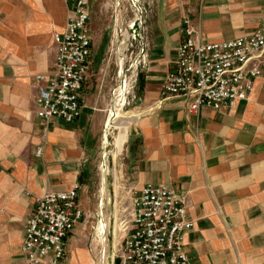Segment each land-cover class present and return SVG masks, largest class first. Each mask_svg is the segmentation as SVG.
<instances>
[{"label": "crops", "instance_id": "crops-1", "mask_svg": "<svg viewBox=\"0 0 264 264\" xmlns=\"http://www.w3.org/2000/svg\"><path fill=\"white\" fill-rule=\"evenodd\" d=\"M187 9L207 42L233 40L264 23V0L152 2L136 87L139 111L127 134L135 156L130 185L138 192L163 184L187 195L189 264H264V80L227 110L188 114L182 98L159 102ZM67 15L64 0H0V264H26L22 236L37 198L78 184L79 206L85 204L83 173L101 129L97 100L85 95L89 77L81 114L71 123L44 127L33 87L34 76L53 69V36L64 30ZM92 67L90 60L89 75ZM73 237L72 231L61 264H91Z\"/></svg>", "mask_w": 264, "mask_h": 264}, {"label": "built area", "instance_id": "built-area-1", "mask_svg": "<svg viewBox=\"0 0 264 264\" xmlns=\"http://www.w3.org/2000/svg\"><path fill=\"white\" fill-rule=\"evenodd\" d=\"M68 15L64 30L53 36L56 58L48 74L33 78L37 89L36 116L44 127L54 120L71 123L81 114L92 43L89 0H64ZM186 10L174 68L159 91V102L182 98L188 114L202 108L227 110L245 101L256 80H264V23L248 35L220 42L204 41ZM42 149H36L41 156ZM79 185L47 192L36 199L22 236L26 264H61L68 236L83 218ZM130 230L117 264H189L184 235L193 227L187 213V195L167 185L146 184L131 189Z\"/></svg>", "mask_w": 264, "mask_h": 264}, {"label": "rangeland", "instance_id": "rangeland-1", "mask_svg": "<svg viewBox=\"0 0 264 264\" xmlns=\"http://www.w3.org/2000/svg\"><path fill=\"white\" fill-rule=\"evenodd\" d=\"M153 1L89 0L93 67L85 95L97 100L94 111L100 116L101 129L83 173V218L74 226L73 238L89 252L91 264H117L120 246L130 230L129 178L135 156H131L133 145L128 136L122 152L113 155L116 131L111 123L117 111L126 113V117L139 111L136 87L148 37L146 16Z\"/></svg>", "mask_w": 264, "mask_h": 264}, {"label": "bare ground", "instance_id": "bare-ground-1", "mask_svg": "<svg viewBox=\"0 0 264 264\" xmlns=\"http://www.w3.org/2000/svg\"><path fill=\"white\" fill-rule=\"evenodd\" d=\"M122 61H123V59H122ZM120 62H119V64H120ZM122 113H121V111H119V112L117 111V112L113 113V121L111 123V127H112L113 131H116V134L114 136V141L112 144L113 145V151H112L113 155H117V154H120V152H122L123 147L125 145V142L127 140L128 128H129V125L131 122V116L126 117L125 116L126 113H124V112H122ZM110 118L108 119V121H110ZM107 124H109V122H107ZM101 179H102L103 183L105 184L106 177H103ZM101 228L103 229L104 226L102 225ZM103 252H104V256H106V252H107L106 247H103Z\"/></svg>", "mask_w": 264, "mask_h": 264}]
</instances>
